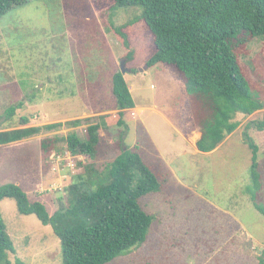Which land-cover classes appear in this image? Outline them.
<instances>
[{"label":"rangeland","instance_id":"374dc122","mask_svg":"<svg viewBox=\"0 0 264 264\" xmlns=\"http://www.w3.org/2000/svg\"><path fill=\"white\" fill-rule=\"evenodd\" d=\"M102 1L97 11L90 0H31L0 18V131L18 128L22 117L30 118L28 127L63 124L0 147V187L19 183L31 203H42L52 215L58 194L72 175L82 173L79 164L85 159L63 151L42 161L39 146L45 138L72 132L84 138L86 126L72 128L65 125L69 121L103 116L96 164L119 154L123 128L117 126L112 77L125 61L123 75L135 108L145 110L124 111L121 147L141 154L163 186L139 200L153 217L145 243L110 264H257L264 251V216L250 201L252 152L243 133L258 148L262 187L255 198L264 209V131L251 123L262 120L264 109L247 118L238 115L239 127L217 152L197 153L198 131L187 136L180 128L185 100L179 83L169 68L146 65L141 9L109 11L111 2ZM130 23L126 48L109 29ZM239 65L264 107V37L245 46ZM21 101L24 106L6 120V110ZM57 147L62 150L63 144ZM0 214L15 251L11 263L17 258L25 264H61L60 245L49 226L19 215L10 199L0 201Z\"/></svg>","mask_w":264,"mask_h":264},{"label":"trees","instance_id":"16d2710c","mask_svg":"<svg viewBox=\"0 0 264 264\" xmlns=\"http://www.w3.org/2000/svg\"><path fill=\"white\" fill-rule=\"evenodd\" d=\"M29 1L0 0V18ZM108 1L111 2L109 11L141 9L139 20L148 43L146 65L169 68L173 80L179 83L185 100L180 111V128L187 136L198 129L200 137L196 149L200 153L214 151L232 134L240 125L235 121L238 115L247 118L264 109L251 94L239 65L245 46L253 39L264 37V0ZM90 3L95 10L104 4L102 0H90ZM129 27L131 23L109 29L126 48L130 43ZM126 60L131 62L130 56ZM131 72L135 74L136 70ZM112 93L118 111L117 126L123 129L118 142L120 152L111 161L96 164L106 124L103 116L65 123L72 128L86 126L82 139L72 132L40 142L42 161H47L52 152L63 151L86 161L79 164L82 173L72 175L69 185L58 194L57 209L52 215L42 203H31L19 186L0 187V201L13 200L19 215L34 216L51 228L60 245L61 264H110L142 246L153 223V217L142 211L139 200L158 193L163 183L141 154L121 147L126 128L124 111L135 108L121 72L112 77ZM23 106L21 101L9 107L5 119L12 118ZM29 123L30 118L22 117L18 128L0 131V147L29 139L42 130L52 131L63 126L56 123L28 127ZM251 123L255 130L264 131V114L262 120ZM243 137L252 152L250 201L264 216V209L255 198L262 187L257 173L258 148L246 132ZM59 144H63L62 150L57 147ZM13 254V244L0 214V264H25L17 258L11 263L9 255ZM257 264H264V251Z\"/></svg>","mask_w":264,"mask_h":264},{"label":"crops","instance_id":"0c3cea01","mask_svg":"<svg viewBox=\"0 0 264 264\" xmlns=\"http://www.w3.org/2000/svg\"><path fill=\"white\" fill-rule=\"evenodd\" d=\"M128 87H129V86H128ZM130 89H131V88H130ZM130 89H129V90H130ZM130 91H131V90H130ZM131 110H132V109H131ZM134 110H137V111H143V112H144L145 109H142V108H141V109H140V108H135ZM132 111H133V110H132ZM195 131H198V129H196ZM199 137H200V134H199V132H198L197 139H196V141H195V147H194V148H195V151H196L197 153H200V152L196 149V142H197V140L199 139ZM224 141H225V140H224ZM224 141H223V142H224ZM20 142H21V141H20ZM223 142H222V143H223ZM17 143H19V142H17ZM222 143H221V144H220V145H219L214 151H212V152H210V153H201V154H211V153H213V152H215V151L217 152V150H218L219 147L222 145ZM13 144H14V143H13ZM1 147H3V146H1ZM40 160H41V158H40ZM16 184H17L18 186L20 185V184L17 183V182H16Z\"/></svg>","mask_w":264,"mask_h":264},{"label":"water","instance_id":"95a60500","mask_svg":"<svg viewBox=\"0 0 264 264\" xmlns=\"http://www.w3.org/2000/svg\"><path fill=\"white\" fill-rule=\"evenodd\" d=\"M125 65V61L121 62L120 64V68H121V74H125L127 72V70L124 68Z\"/></svg>","mask_w":264,"mask_h":264}]
</instances>
